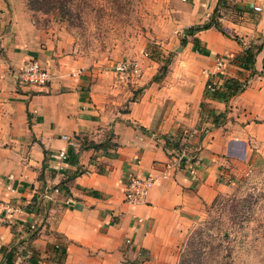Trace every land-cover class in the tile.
<instances>
[{"label":"crops","instance_id":"obj_1","mask_svg":"<svg viewBox=\"0 0 264 264\" xmlns=\"http://www.w3.org/2000/svg\"><path fill=\"white\" fill-rule=\"evenodd\" d=\"M156 8L164 51H175L160 79L154 59L138 74L87 66L49 40L17 0H0V198L24 206L0 225V264L163 260L246 163L249 135L264 126V1L156 0ZM212 19L227 32L212 26L185 35ZM250 46L262 49L245 69L235 58ZM30 56L50 68V86L18 85L16 70ZM210 79L221 91L230 79L249 83L222 98L208 91ZM188 133L198 173L164 178L174 144ZM134 175L155 177L145 203L125 201Z\"/></svg>","mask_w":264,"mask_h":264},{"label":"rangeland","instance_id":"obj_2","mask_svg":"<svg viewBox=\"0 0 264 264\" xmlns=\"http://www.w3.org/2000/svg\"><path fill=\"white\" fill-rule=\"evenodd\" d=\"M17 4L49 40L60 41L64 51L81 57L87 66L115 70L119 63H137L140 68L155 65L154 59L164 66L156 75L160 79L175 60V51L165 52L159 37L164 21L156 0ZM249 143L246 163L237 168L228 189L167 246L163 260H148L149 264H264V126L252 131Z\"/></svg>","mask_w":264,"mask_h":264},{"label":"built area","instance_id":"obj_3","mask_svg":"<svg viewBox=\"0 0 264 264\" xmlns=\"http://www.w3.org/2000/svg\"><path fill=\"white\" fill-rule=\"evenodd\" d=\"M229 1V0H225ZM264 1V0H263ZM255 11L259 12L263 9L262 3H255L253 5ZM226 66L224 60L219 59L216 64L218 71ZM115 70L118 73L126 74L129 71L134 73H139V66L137 63L123 64L119 63ZM16 79L18 85L21 87H33L38 89H44L50 86L53 73L46 65H44L41 60L36 56L28 57L21 67L16 70ZM248 81L243 82V88L248 85ZM218 82L214 79H210L207 83L208 91L214 92L218 89ZM68 139L72 145H78V139L75 137L64 136ZM193 138V133H188L184 140L182 141L179 148H175L172 157L168 162L165 163L162 175L164 178H171L178 171H186L190 174L196 175L198 173V157L196 153L189 151L192 145L191 140ZM62 159L68 157L67 151L62 150L59 153ZM155 184V177L152 175H134L132 176L125 188V201L132 204H142L145 203L150 190ZM24 210V206L13 202L12 200H6L0 198V225L5 223L7 220H12L13 217L21 214Z\"/></svg>","mask_w":264,"mask_h":264},{"label":"trees","instance_id":"obj_4","mask_svg":"<svg viewBox=\"0 0 264 264\" xmlns=\"http://www.w3.org/2000/svg\"><path fill=\"white\" fill-rule=\"evenodd\" d=\"M212 26H216L220 30L224 31V29L222 28L221 23L218 22V20H216V19L215 20L212 19V20H210L209 22H207L205 24H200V25H197V26H191V27L187 28L185 30V35L194 34V33L198 32L200 30L207 29V28H210ZM185 35L182 37V44H186L187 43V38H186ZM234 36L237 37L236 35H234ZM256 47L253 48V46H250V47L245 49L244 53L239 54V55L236 56L235 60L239 62V65L241 67H243L245 69H251L253 67L254 60H255V57H256V53L259 52L262 49L261 46L257 47V49H256ZM163 67H162V69H163ZM227 88L228 89L224 90V91H221L220 89H217V90H215L214 92H211V93H214L216 96H219V97H222V98H227L230 95L236 94L239 90H242L243 83H241L237 79H230L229 81H227ZM174 146H175V148H179L180 142H176L174 144Z\"/></svg>","mask_w":264,"mask_h":264}]
</instances>
